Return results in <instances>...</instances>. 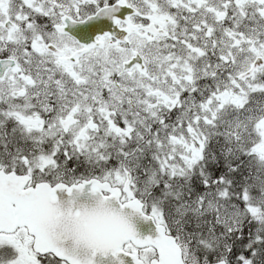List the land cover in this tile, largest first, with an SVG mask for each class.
Masks as SVG:
<instances>
[{"label":"snow or ice","instance_id":"snow-or-ice-1","mask_svg":"<svg viewBox=\"0 0 264 264\" xmlns=\"http://www.w3.org/2000/svg\"><path fill=\"white\" fill-rule=\"evenodd\" d=\"M0 264H264V0H0Z\"/></svg>","mask_w":264,"mask_h":264}]
</instances>
